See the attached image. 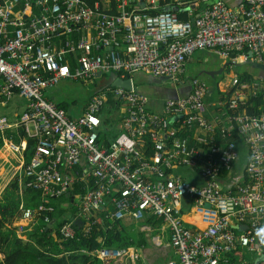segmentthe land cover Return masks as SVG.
<instances>
[{
    "label": "built area",
    "instance_id": "built-area-1",
    "mask_svg": "<svg viewBox=\"0 0 264 264\" xmlns=\"http://www.w3.org/2000/svg\"><path fill=\"white\" fill-rule=\"evenodd\" d=\"M196 51L260 60L264 0L234 8L224 0H0V104L11 94L25 101L14 122L0 116V136L16 123L33 141L25 162L27 139L8 149L21 160L26 187L42 198L20 205V219L50 223L48 199L71 195L77 182L84 190L71 196L73 219L80 218L83 234L103 218L129 219L141 229L158 219L173 253L159 264H236V246L257 249L264 232V82L258 113H246L255 93L236 80L207 117V87L195 77L186 94L163 98L153 111L130 80L144 72L176 82ZM98 72L128 78L130 88L103 84L75 116L44 95L62 79ZM237 142L246 156L240 177L231 178ZM178 167L194 169L202 183L172 171ZM73 219L57 225L60 238L73 237ZM102 238L91 253L98 264H129L126 247L104 246Z\"/></svg>",
    "mask_w": 264,
    "mask_h": 264
},
{
    "label": "crops",
    "instance_id": "crops-1",
    "mask_svg": "<svg viewBox=\"0 0 264 264\" xmlns=\"http://www.w3.org/2000/svg\"><path fill=\"white\" fill-rule=\"evenodd\" d=\"M224 1L227 4V6L234 8L242 0H224ZM198 5L199 7H201L202 3L199 2ZM196 11L197 10H194V12ZM196 52H194L186 60L184 64L183 73L180 76V78L176 80V82H171L170 80H166L165 78H162V77H153L144 72H134V73H141L142 75L145 74L148 77L145 87L143 88V90H140V89H137L132 82L131 75L134 73L130 75V80L133 84V87H135L137 91L141 92L143 95L148 97L150 105L148 106L147 109L149 111L159 110L162 99L167 96L170 97L171 95L179 96V95L186 94L191 88L190 79L193 77L197 78L201 82H204L207 87V92H206V95L204 96L205 98L204 103L207 108V111H206L207 117H210V116L212 117L213 115L217 114L216 112L220 110V107L218 106L217 102L229 94V92L233 88V81L238 80L239 76L246 77L247 81H244V83H247L252 88L253 92L255 93V96L262 94L263 82H264V51L261 53L260 60H255L254 58L250 57L249 54H247L245 58L241 56L237 57V54L233 52H231L229 54V57L226 59L220 58L216 54L212 52H208V51L206 52L199 51L198 53ZM190 62H192V65L194 66L196 73H187L186 64ZM232 66H244L245 69L242 72L239 71L240 73L235 75L231 70ZM107 73H103V74L107 75ZM204 76L206 78H203ZM100 77H101V74L99 76L95 74L89 80H84V81L77 80V81L86 82V83L87 82L93 83V81H95L96 83L97 81H99V85L101 88V86L103 84L105 85L106 83H103V78L100 79ZM249 96H251V94H249ZM89 97L85 99V101L83 102L84 104L79 106V112L76 115H79L82 112L85 106V102L89 99ZM251 97H254V96H251ZM47 98L52 100V98H50L49 96H47ZM17 99H18V96L16 94H11L7 102L5 101L3 104H0V116H6L9 120H11V122H14L17 116L21 113V111H23L24 105H25L24 103L23 108L21 107L22 110L21 108L19 109L18 107L19 101ZM75 102L76 101L74 100L70 101V103L72 104H75ZM9 103L11 104L8 105ZM60 103H62L66 107L65 112L72 116L71 112H69L68 110V106L70 105V103H65V102H60ZM18 132H19V125L17 126L15 123L13 127L7 129L3 133V135L0 136V199L2 198L4 189L7 187V185L15 181L17 185V190L15 193L17 194L18 201H19L17 203V210L19 212L18 207L20 205H22L23 207H26L24 205V200H23L24 199L23 191L25 189L34 190L37 192V196H38L37 204L40 202V199L42 198L38 190L32 189L31 187L29 188V186L26 187L25 185L26 180L24 179L21 173V168H22V166L20 165L21 160L19 159L18 155L10 152L8 149L9 143L19 144L21 138L27 139V137L25 136L18 137V134H19ZM7 133L10 135H8ZM12 134L15 135L17 140L12 139L11 137ZM193 137H194V133L188 134V141L192 142L191 138L193 139ZM244 153H245L244 161L241 165L237 164V160L233 163V166L229 174L231 178L240 177L239 174L242 172V167L245 162L246 152ZM237 157H238V151H237ZM22 158H23V162H25L24 154ZM172 171L179 174L184 179H186V177L184 176V173L178 172V168ZM190 171H191V177L188 180L195 184H201L202 180L199 178L196 171L194 169H190ZM76 183L77 182L73 183L72 186L76 185ZM81 189L84 190V187L81 186ZM71 191L72 193H69L71 195L61 196L67 199L66 203L61 204L60 202H58L59 207L61 206L65 207L69 205V207L73 208L72 210H69L67 213L66 212L64 213L63 216H65L66 217L65 219L67 220H71L75 217V208L73 206V200L71 198V196L75 195V193H73L72 189ZM184 206L186 210H188L187 200H184ZM27 207H31V206H27ZM19 216L20 215L18 213L16 216L12 217L10 225L15 228V233L20 239H22L23 241L32 242V239L30 237L32 233L30 230L31 229L30 227L32 226H27L26 221L21 220ZM193 218H195L194 220H197L196 215H193ZM79 219L80 218L76 216V219H73V224H74V221H77V220L80 221ZM53 222H54V219L52 220V223H50L48 227L44 226V230L47 228L55 229L56 222H55V226L52 228ZM123 222L128 224L129 222H131V220L125 219ZM74 227L80 229V224L79 225L74 224ZM232 227H234L235 229H241L239 226H235V224H232ZM164 234L166 236V233L160 234L161 241H163ZM50 235L54 237V232L51 231ZM128 240L132 242L131 239H128ZM165 241H166L165 243H167V237ZM256 243H257V249H252V250H248L241 246H236L235 251L231 255L233 261L236 264H264V258H263L264 232H261L256 237ZM169 251L170 250L168 249V252H135V257L137 259L138 264H144V263L145 264H159L163 262L164 260H166L167 258L173 257V253ZM1 258H2V255L0 254V260Z\"/></svg>",
    "mask_w": 264,
    "mask_h": 264
},
{
    "label": "trees",
    "instance_id": "trees-1",
    "mask_svg": "<svg viewBox=\"0 0 264 264\" xmlns=\"http://www.w3.org/2000/svg\"><path fill=\"white\" fill-rule=\"evenodd\" d=\"M85 1L91 4L92 0ZM107 11L113 12L112 7ZM177 17L180 20H185L187 18L186 11L180 9L177 12ZM101 78H103V83H106V74H101ZM244 81H247L246 77L239 76L237 83ZM91 84L93 94L99 89L100 85L96 84L95 81ZM246 103L249 104L245 107L246 113H258L260 110L259 107L262 105L260 94L250 97ZM55 105L66 111V107L62 103H55ZM18 133V137L24 135L20 129ZM11 137L13 140H17L15 135L12 134ZM32 143L33 141L27 137V147L23 153L25 161L32 154ZM238 146L239 142L236 143V151H238ZM81 186L78 183L72 186L73 193L83 192ZM16 190L17 185L13 181L4 189L3 196L0 199V254L2 255L0 264H98V260L91 254L99 247L97 241L98 236L103 237L102 243L104 246L127 248L128 243H131L127 237H122L120 221H112L107 218H103L92 225L86 234H83L79 228L74 227V235L72 238H60L56 233V227L61 221L65 220L64 213L73 209L69 205L65 207L58 206V202L64 197H53L48 202L52 206V212L49 213V218L54 219V222H56L55 229L47 228L44 230L45 224L38 221L30 227L32 242L23 241L16 235L15 228L10 225L12 217L19 213L17 210V203L19 201L15 193ZM23 193L24 205L26 207H33V205L37 204L38 196L36 191L25 189ZM101 216L99 213L96 217L97 220ZM99 222L101 223L99 224ZM51 231L54 232V237L50 235ZM137 244L139 245L141 243L139 242Z\"/></svg>",
    "mask_w": 264,
    "mask_h": 264
},
{
    "label": "rangeland",
    "instance_id": "rangeland-1",
    "mask_svg": "<svg viewBox=\"0 0 264 264\" xmlns=\"http://www.w3.org/2000/svg\"><path fill=\"white\" fill-rule=\"evenodd\" d=\"M199 52V51H198ZM196 52V53H198ZM206 52V51H204ZM229 66V65H228ZM245 69L244 66H232L231 70L236 75L239 74V71H243ZM186 71L187 73H196L192 62L186 64ZM132 82L137 89L143 90L146 85L147 76L141 73H134L131 75ZM203 78H206L205 76ZM99 84V81L96 82ZM92 94V84L89 82H80V81H73L69 79H62L58 81L55 86L51 89H46L44 91V95L47 97L49 96L52 98L54 103H70L71 100L76 101L75 104L70 103L68 106L69 112H71L72 116H75L79 112V106L84 104L83 102L87 97ZM19 101L18 107L19 109L24 105V100L20 97L17 99ZM205 100V98H204ZM9 103L8 105H10ZM21 108V110H22ZM20 110V111H21ZM114 121L111 120L110 126H112ZM116 126V123H115ZM239 147V146H238ZM246 149L243 146L238 148V157H237V164L241 165L244 161V152ZM178 172L184 173L186 180L191 177V171L187 167H178ZM61 197V196H60ZM67 199L61 198L60 203H66ZM49 202V199H48ZM68 212V211H67ZM66 212V213H67ZM122 227V237H127L131 239L132 242L128 243L127 249L130 251L127 255V259L129 260V264H138L137 259L135 257V252H168V247L166 241L165 234L163 235V241H161L160 234L165 233L161 230V222L158 219H152L149 222L151 228L149 229H141L139 222H129L128 224L120 221ZM55 226V222L52 224V228ZM141 244H137V243ZM165 243V244H164ZM138 245V246H137ZM168 248V249H167ZM170 252V251H169Z\"/></svg>",
    "mask_w": 264,
    "mask_h": 264
},
{
    "label": "water",
    "instance_id": "water-1",
    "mask_svg": "<svg viewBox=\"0 0 264 264\" xmlns=\"http://www.w3.org/2000/svg\"><path fill=\"white\" fill-rule=\"evenodd\" d=\"M97 76L100 75V73H96ZM107 81H106V84L107 85H110L111 87H121V88H124V89H129L130 88V80L128 78H125V79H120L115 73L113 72H108L107 75ZM163 78V77H162ZM170 97L172 98H175L176 96L175 95H171ZM205 207H208L207 204H205ZM52 223V220L51 222ZM50 223L46 224L45 226L48 227L50 225ZM79 221H74V224H77L79 225Z\"/></svg>",
    "mask_w": 264,
    "mask_h": 264
},
{
    "label": "clouds",
    "instance_id": "clouds-1",
    "mask_svg": "<svg viewBox=\"0 0 264 264\" xmlns=\"http://www.w3.org/2000/svg\"><path fill=\"white\" fill-rule=\"evenodd\" d=\"M260 233H258V235H259Z\"/></svg>",
    "mask_w": 264,
    "mask_h": 264
}]
</instances>
